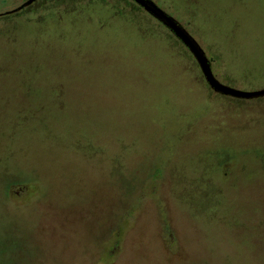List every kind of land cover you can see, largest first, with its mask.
<instances>
[{"label":"rangeland","instance_id":"1","mask_svg":"<svg viewBox=\"0 0 264 264\" xmlns=\"http://www.w3.org/2000/svg\"><path fill=\"white\" fill-rule=\"evenodd\" d=\"M150 1L217 82L264 89V0ZM145 15L0 16V264H264V96L211 90Z\"/></svg>","mask_w":264,"mask_h":264},{"label":"water","instance_id":"2","mask_svg":"<svg viewBox=\"0 0 264 264\" xmlns=\"http://www.w3.org/2000/svg\"><path fill=\"white\" fill-rule=\"evenodd\" d=\"M34 1L35 0H26L23 4H21L17 8L4 12L0 14V16L17 12L18 10L30 5ZM132 1L135 2L138 6L142 7L146 12L156 17V19L159 18V20H162V22L164 23V27L166 26L170 30V32L174 35V37L182 45H184L187 51H189V53L192 55L197 65L199 66V69L204 77L206 84L209 86L211 90L223 95L225 94V92L228 94L230 93L233 95H237V98H245V99H252V98H258L264 96V89L258 91H252V92H242V91L232 90L227 88L226 86L221 85L212 76L208 61L204 57L202 51L199 49L196 43L186 34V32L183 29H181L180 27H176V25L172 23V21L168 19V17L164 15L159 9H157V7L149 0H132Z\"/></svg>","mask_w":264,"mask_h":264},{"label":"trees","instance_id":"3","mask_svg":"<svg viewBox=\"0 0 264 264\" xmlns=\"http://www.w3.org/2000/svg\"><path fill=\"white\" fill-rule=\"evenodd\" d=\"M25 1V0H24ZM58 1H60V0H58ZM123 1H125V2H127V4H129V5H132L133 7H134V9H136L137 11H141V12H143L144 14H146L147 16H150V17H152L155 21H157L159 24H161L163 27H164V23L162 22V20H159V18H157L156 19V17H154V16H152L151 14H149L148 12H146L142 7H140V6H138L135 2H133L132 0H123ZM150 1V0H149ZM151 2V1H150ZM27 7V6H26ZM28 7H29V5H28ZM157 9H159V8H157ZM160 10V9H159ZM161 11V10H160ZM162 12V11H161ZM164 15H166L164 12H162ZM145 15V16H146ZM167 16V15H166ZM168 17V19H170L171 21H172V23H174L175 25H176V27H180L181 28V26L174 20V19H172L171 17H169V16H167ZM164 28H166L168 31H170L166 26L164 27ZM182 29V28H181ZM171 33V32H170ZM172 34V33H171ZM172 36L174 37V35L172 34ZM215 79V78H214ZM216 80V79H215ZM118 235V234H117Z\"/></svg>","mask_w":264,"mask_h":264},{"label":"flooded vegetation","instance_id":"4","mask_svg":"<svg viewBox=\"0 0 264 264\" xmlns=\"http://www.w3.org/2000/svg\"><path fill=\"white\" fill-rule=\"evenodd\" d=\"M17 7H18V6H17ZM17 7H16V8H17ZM20 10H21V9H20ZM20 10H18V11H20ZM18 11H17V12H18Z\"/></svg>","mask_w":264,"mask_h":264}]
</instances>
